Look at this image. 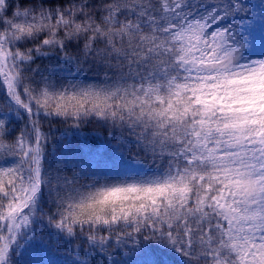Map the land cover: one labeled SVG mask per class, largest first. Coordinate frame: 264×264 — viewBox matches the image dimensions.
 Segmentation results:
<instances>
[{
	"label": "snow or ice",
	"instance_id": "snow-or-ice-1",
	"mask_svg": "<svg viewBox=\"0 0 264 264\" xmlns=\"http://www.w3.org/2000/svg\"><path fill=\"white\" fill-rule=\"evenodd\" d=\"M256 20L244 0H0V264H264Z\"/></svg>",
	"mask_w": 264,
	"mask_h": 264
},
{
	"label": "trees",
	"instance_id": "trees-1",
	"mask_svg": "<svg viewBox=\"0 0 264 264\" xmlns=\"http://www.w3.org/2000/svg\"><path fill=\"white\" fill-rule=\"evenodd\" d=\"M250 2V6H253V11L257 14V20L253 26L252 29H245V31H250L251 32V36H252V47L255 49H259V48H264V35H262V33H264V24H262L259 21V13H260V7L259 5L264 2V0H249ZM88 75H91V73H89ZM93 78V77H92ZM103 151H104V155L106 156V159L109 161V163L114 164L115 163V157L112 155V153L110 151H108L106 149V147H102ZM173 264H178V259L173 261Z\"/></svg>",
	"mask_w": 264,
	"mask_h": 264
},
{
	"label": "rangeland",
	"instance_id": "rangeland-1",
	"mask_svg": "<svg viewBox=\"0 0 264 264\" xmlns=\"http://www.w3.org/2000/svg\"><path fill=\"white\" fill-rule=\"evenodd\" d=\"M244 2L249 4L248 0H244ZM249 52H252V51L250 50ZM247 53L248 52H246V54ZM250 55H253V54H250ZM260 55H264V50H262V51L260 50L259 52L255 53L253 56H254V58H258V57H260ZM88 78H89L90 81H91V79H93L91 75H88ZM101 151L104 153L102 148H101ZM105 159H106V156H105ZM115 159L116 160H115L114 164L108 163L103 170H107L109 172L112 171L113 169H118L121 172H125V171H140V169L133 168L131 165L126 164L125 162H123L119 158H115Z\"/></svg>",
	"mask_w": 264,
	"mask_h": 264
}]
</instances>
